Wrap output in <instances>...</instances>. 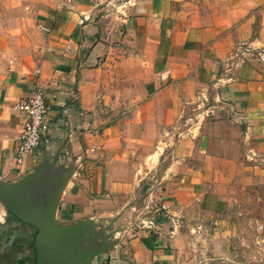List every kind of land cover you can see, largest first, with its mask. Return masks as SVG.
<instances>
[{
    "label": "crops",
    "instance_id": "obj_1",
    "mask_svg": "<svg viewBox=\"0 0 264 264\" xmlns=\"http://www.w3.org/2000/svg\"><path fill=\"white\" fill-rule=\"evenodd\" d=\"M35 86L48 135L16 163L13 104ZM206 101L227 134L194 139L186 123L177 137L178 116ZM159 148L174 158L157 174L145 159ZM253 157L264 162V0H0V185L46 167V181L58 177L53 226L98 228L151 176L146 198L165 214L211 213L225 199L218 167L250 169ZM35 233L5 211L0 264H35ZM154 239L91 260L150 264Z\"/></svg>",
    "mask_w": 264,
    "mask_h": 264
},
{
    "label": "rangeland",
    "instance_id": "obj_2",
    "mask_svg": "<svg viewBox=\"0 0 264 264\" xmlns=\"http://www.w3.org/2000/svg\"><path fill=\"white\" fill-rule=\"evenodd\" d=\"M208 102L192 103L188 112L178 116L177 137L184 134L186 123L193 127L190 133L194 139L204 135L200 132L204 129L213 132L214 138L218 137L217 132L221 137L227 134L223 133L226 126L221 124L225 117L212 112L203 116L201 110ZM152 152L145 160L151 165L148 170L155 169L158 174L174 155L167 148ZM255 159L250 161L256 167L250 169L218 167L214 185L221 187L216 189L225 199L211 213L197 210L186 216L165 214L157 209L153 198H146L148 193L156 191L152 176L135 182L131 207L126 201L113 216L102 219L103 223L100 220L98 228L93 229V240L104 238L106 249L126 258L135 249L126 243L132 237H158L154 245L160 247L150 249L156 254L150 264H264V162ZM91 259L88 264H96Z\"/></svg>",
    "mask_w": 264,
    "mask_h": 264
},
{
    "label": "water",
    "instance_id": "obj_3",
    "mask_svg": "<svg viewBox=\"0 0 264 264\" xmlns=\"http://www.w3.org/2000/svg\"><path fill=\"white\" fill-rule=\"evenodd\" d=\"M55 160L53 157L51 165ZM47 175L46 167H41L22 183L0 185V204L19 221L36 228L35 264H88L92 257L105 251V240L101 237L95 242L94 227L89 224L53 226L50 210L58 177L46 181Z\"/></svg>",
    "mask_w": 264,
    "mask_h": 264
},
{
    "label": "built area",
    "instance_id": "obj_4",
    "mask_svg": "<svg viewBox=\"0 0 264 264\" xmlns=\"http://www.w3.org/2000/svg\"><path fill=\"white\" fill-rule=\"evenodd\" d=\"M13 109L20 113V133L14 151V160L20 163L22 157L35 151L47 139L48 104L42 88L35 86L29 93L13 104ZM5 210L0 204V221Z\"/></svg>",
    "mask_w": 264,
    "mask_h": 264
},
{
    "label": "bare ground",
    "instance_id": "obj_5",
    "mask_svg": "<svg viewBox=\"0 0 264 264\" xmlns=\"http://www.w3.org/2000/svg\"><path fill=\"white\" fill-rule=\"evenodd\" d=\"M54 213V208L52 207L51 210H50V215H53ZM88 258H85V261L87 260Z\"/></svg>",
    "mask_w": 264,
    "mask_h": 264
}]
</instances>
